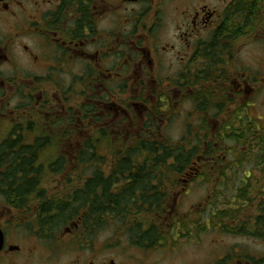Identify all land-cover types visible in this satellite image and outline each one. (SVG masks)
<instances>
[{
	"label": "flooded vegetation",
	"instance_id": "obj_1",
	"mask_svg": "<svg viewBox=\"0 0 264 264\" xmlns=\"http://www.w3.org/2000/svg\"><path fill=\"white\" fill-rule=\"evenodd\" d=\"M206 1L212 2L0 0V122L22 118L47 126L70 110L89 138L95 130L150 115L163 133L172 117L184 113L185 125L204 124L206 140L228 137L242 124L264 132V2L259 20L251 14L233 23L246 27L238 35L228 33L225 22L236 0L212 7ZM170 12L172 25L164 21ZM243 43L249 45L245 58L237 55ZM255 53L260 72L248 68L257 62ZM4 72L10 75L3 78ZM85 102L92 110L82 122L78 111ZM227 147L216 156L220 170L231 154ZM205 153L191 167L195 172L188 171L190 179L214 171V158ZM38 221L0 195V264H56L41 242L55 232ZM78 224L60 229L53 242L83 233ZM75 252L68 264H116L94 248Z\"/></svg>",
	"mask_w": 264,
	"mask_h": 264
},
{
	"label": "trees",
	"instance_id": "obj_2",
	"mask_svg": "<svg viewBox=\"0 0 264 264\" xmlns=\"http://www.w3.org/2000/svg\"><path fill=\"white\" fill-rule=\"evenodd\" d=\"M236 2L225 12L226 31L230 33L233 29L241 35L246 27L233 23L248 21L251 14L259 20L264 0ZM79 107V119L82 122L90 119L91 104L85 102ZM68 114L53 123L46 122L47 126L22 118L0 122V127H9L5 132L0 130V195L8 198L13 207L40 219L39 226L58 233L64 226L79 222V230L87 235L111 220L134 247L146 250L166 246L174 233L178 239H184L210 227L264 244V200L258 212L250 213L249 218L238 214L245 205L252 206L249 196H254L256 188L254 182L252 185L247 182L252 170L261 171L264 186V132L254 124H242L238 131L232 129L227 139L220 140H206L201 135L204 124L186 125L187 130L174 142L159 133L150 115L142 122L134 119L131 123L117 122L108 129L95 130V134L86 138L85 128L76 126L73 120L76 115L70 110ZM226 146L231 154L220 170L216 156ZM204 150L217 166L214 165V171L196 174L201 183L225 190V199L233 198L240 207L232 208L229 201H224V207L220 208L216 199L221 193L214 190L209 200H205L207 207L198 214L199 218L193 219L190 212L191 216L179 219L169 214L171 192L181 185L179 177L188 174L194 163H202L199 159ZM227 172L236 176L233 188L229 186ZM240 173L244 178L239 183ZM61 176L65 179L64 190L48 191L46 187ZM54 234L48 236L52 238ZM234 259L245 264H264V258L258 260L242 252H232L214 264H233Z\"/></svg>",
	"mask_w": 264,
	"mask_h": 264
},
{
	"label": "rangeland",
	"instance_id": "obj_3",
	"mask_svg": "<svg viewBox=\"0 0 264 264\" xmlns=\"http://www.w3.org/2000/svg\"><path fill=\"white\" fill-rule=\"evenodd\" d=\"M211 1L212 2L209 1L208 3L206 1L209 7L216 5L218 0ZM220 1L226 3L229 0ZM223 3L221 4L224 5ZM164 21L167 24L172 25L173 13L170 12L169 16L164 18ZM248 47L249 45L247 43H243L239 46L237 55L239 54L242 58H245L244 55L247 54L246 48ZM260 58L261 55L255 53L254 61L257 62L248 64V68L251 71L260 72L261 67L258 65ZM167 63H169V59L167 60ZM244 63L246 64V61H244ZM9 75L10 74L8 72H4L3 78H7ZM154 90H156V88ZM130 93L131 92H128L126 94V99L129 97ZM48 94L53 96L52 92H49ZM150 102L153 103L151 98ZM14 105H16V103L13 101L10 105V111ZM186 117L187 115L184 113L179 114L177 117H172V119L164 127L163 134L174 142L178 141L182 134L187 130L185 125ZM138 119L139 117H136V121H138ZM8 129L9 127L7 125L0 127L2 132H5ZM64 154H67V152H64ZM68 154L71 153L68 152ZM194 169L191 168L189 170L190 173H194ZM251 172L252 179L249 178L247 182L251 185L254 182L256 191L254 196H249L252 200V206L250 207L249 205H245L243 210H238L239 217L241 218H247L250 213L256 214L258 212L257 208L260 202L264 200L263 180L260 177L262 175L261 171L252 170ZM190 173L178 178L181 181V185L177 186L174 192H171L170 205H168V208L170 209L169 214L181 219L184 216L189 215L191 212L190 214L194 215L193 219L199 218L198 214L207 207L205 200L210 198L215 193L214 190L221 193L216 199L220 202V208L224 207V201H229L230 203L228 204L232 208L238 209L240 207L239 205H236V200H233V198L229 200L225 199V190L222 191L220 187H215V185L214 187H207L203 185L201 183L202 180L199 179L198 175L194 177L195 179L198 178L196 182L187 183V181L190 180L189 175H193ZM226 178L230 181V187H232V183H236L237 179L233 173L227 172ZM242 178H244V176L240 173L239 183ZM64 180V176L54 178L50 185L46 187L47 190H57L55 193L61 192L64 190L62 183ZM212 201H214V199H212ZM66 227H69V225ZM216 229L217 227H210L206 232H202L200 234L193 233L191 237L184 239H178L176 237V233H174L172 236L173 240L170 237V243L166 246L146 250L136 246L134 247L124 232L119 229L118 224L110 220V223L107 222L102 229L91 232L87 235L78 231L76 234L64 236L63 240L57 239L53 242L52 239L45 238L46 240L43 239L41 242L46 249L47 260L56 264H68L77 256V253L75 252L76 248L83 250L94 248L103 251V254H105L106 257L111 258V260H113L116 264H214L222 259H225V257L232 252H235L236 254H240V252H242L244 255L258 260L264 258V244L260 241L242 236H232L219 230L215 231ZM55 238H57V236H55L54 239ZM233 261V264H237L236 259Z\"/></svg>",
	"mask_w": 264,
	"mask_h": 264
}]
</instances>
